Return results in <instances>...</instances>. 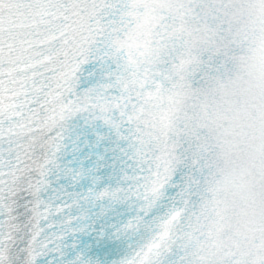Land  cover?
Returning a JSON list of instances; mask_svg holds the SVG:
<instances>
[{
  "label": "snow or ice",
  "instance_id": "1",
  "mask_svg": "<svg viewBox=\"0 0 264 264\" xmlns=\"http://www.w3.org/2000/svg\"><path fill=\"white\" fill-rule=\"evenodd\" d=\"M80 117L120 182L47 198L92 172L61 159ZM94 204L136 209L97 231L138 237L114 264H264V0H0V264L63 256Z\"/></svg>",
  "mask_w": 264,
  "mask_h": 264
}]
</instances>
